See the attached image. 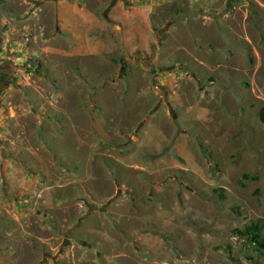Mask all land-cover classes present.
I'll return each instance as SVG.
<instances>
[{
    "label": "rangeland",
    "instance_id": "1",
    "mask_svg": "<svg viewBox=\"0 0 264 264\" xmlns=\"http://www.w3.org/2000/svg\"><path fill=\"white\" fill-rule=\"evenodd\" d=\"M80 1L0 0V264H264V0Z\"/></svg>",
    "mask_w": 264,
    "mask_h": 264
},
{
    "label": "crops",
    "instance_id": "2",
    "mask_svg": "<svg viewBox=\"0 0 264 264\" xmlns=\"http://www.w3.org/2000/svg\"><path fill=\"white\" fill-rule=\"evenodd\" d=\"M115 1V0H114ZM78 2V3H77ZM83 1L76 0V2L71 3L69 0H59L58 2V11H57V21H56V30L58 32H63L69 37V41L71 44L72 52L76 55H90L92 53V47L89 44L88 34L91 32V25L92 23V17L94 14L90 13L88 10L87 4L83 3ZM125 2L123 0H117L114 5L112 4L111 11L116 12L118 15H110V17L117 16V19L120 20L119 22L127 20L128 23L131 22V20L134 18L130 12V10H126L124 8ZM118 7L123 8V14L118 13ZM115 14V13H114ZM125 19H122L121 18ZM111 27V24L109 28ZM136 27L135 25H132V28ZM130 28V29H132ZM115 29V30H114ZM110 29V32H116L121 30L120 25H117L115 28ZM127 32V30H124ZM85 36L83 37V35ZM129 34V48L130 50H133V56L137 55L140 46H143L140 40L137 37L136 31H128ZM133 37V40H132ZM87 41V43L85 42ZM128 42V41H127ZM137 42V44H136ZM144 43V42H143ZM136 45V47H134ZM146 48V47H145ZM146 50H148L146 48ZM135 52V53H134ZM144 52V51H143ZM72 53V54H73ZM165 98H167V101L165 102L170 108H173L172 110L175 111L174 107L170 105L169 103V95L166 94Z\"/></svg>",
    "mask_w": 264,
    "mask_h": 264
},
{
    "label": "trees",
    "instance_id": "3",
    "mask_svg": "<svg viewBox=\"0 0 264 264\" xmlns=\"http://www.w3.org/2000/svg\"><path fill=\"white\" fill-rule=\"evenodd\" d=\"M260 120L264 123V107L260 109L259 112ZM243 236H249L253 243H255L260 250L264 251V236L260 239L259 236L252 235V228L249 227L246 231L242 234Z\"/></svg>",
    "mask_w": 264,
    "mask_h": 264
},
{
    "label": "flooded vegetation",
    "instance_id": "4",
    "mask_svg": "<svg viewBox=\"0 0 264 264\" xmlns=\"http://www.w3.org/2000/svg\"><path fill=\"white\" fill-rule=\"evenodd\" d=\"M117 0H113L112 4L114 5V3L116 2ZM111 4V6H112ZM13 74H9V72L7 71H4V67H0V83H1V86H0V96L5 92V89H6V86H5V82L7 84H10L11 81H13L14 79H12L13 77H11ZM165 102L167 101V98H165L164 100Z\"/></svg>",
    "mask_w": 264,
    "mask_h": 264
}]
</instances>
